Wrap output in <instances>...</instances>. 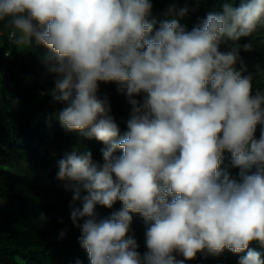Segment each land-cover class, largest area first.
Listing matches in <instances>:
<instances>
[{"label": "clouds", "instance_id": "clouds-1", "mask_svg": "<svg viewBox=\"0 0 264 264\" xmlns=\"http://www.w3.org/2000/svg\"><path fill=\"white\" fill-rule=\"evenodd\" d=\"M189 11L173 0L158 20L151 0H0L8 41L52 53L62 127L106 146L102 163L78 144L58 161L90 264H185L226 249L238 264H264L250 247H264V92L244 74L252 43H239L264 26V0H223L191 30L179 20ZM101 82L131 106L123 132ZM226 150L238 178L222 167ZM117 201L119 211H97ZM132 214L149 225L143 255L128 235Z\"/></svg>", "mask_w": 264, "mask_h": 264}, {"label": "trees", "instance_id": "trees-1", "mask_svg": "<svg viewBox=\"0 0 264 264\" xmlns=\"http://www.w3.org/2000/svg\"><path fill=\"white\" fill-rule=\"evenodd\" d=\"M153 16L165 19L173 0H151ZM240 0H236L238 6ZM223 0H177V6H187L190 11L180 23L188 30L200 24L207 13L222 11ZM159 24H157V28ZM0 30L8 32L6 26ZM251 42L249 52L241 51L247 66V75H253V88L264 92V26L247 38H241L242 45ZM232 41L222 45L229 50ZM11 56L0 55V264H90L88 254L82 248L81 231L70 216L73 191L66 188V182L57 179L58 161L69 154L73 145L81 150L92 151L93 159L103 162L101 149L106 147L96 139H86L79 133L67 132L59 122L57 113L62 107L53 103L51 89L56 75L49 73L45 59L52 55L44 46L13 45ZM240 68V65H237ZM101 97L107 95L112 115L121 128L126 130L131 106L125 95L117 91L115 83H100ZM142 99V97H137ZM264 124H258L256 138L259 139ZM120 154L119 152L117 153ZM12 159L26 164L14 169ZM231 153L224 152L222 167L227 168L234 178L239 169L232 166ZM86 193L82 192V195ZM76 206H81L79 202ZM123 204L117 201L112 209L97 206L102 216L119 211ZM48 217L44 223L40 214ZM133 221L128 235L133 236L143 255L148 251L146 230L149 226L139 214H132ZM66 235L61 238L60 233ZM255 248L264 258V247L254 242ZM178 259H183L176 254ZM239 255L225 250L220 256L198 253L185 264H238Z\"/></svg>", "mask_w": 264, "mask_h": 264}, {"label": "built area", "instance_id": "built-area-1", "mask_svg": "<svg viewBox=\"0 0 264 264\" xmlns=\"http://www.w3.org/2000/svg\"><path fill=\"white\" fill-rule=\"evenodd\" d=\"M0 32H2V35H0V55L2 53L4 57L8 58L12 55L11 49L13 45L8 41V32L3 30H0Z\"/></svg>", "mask_w": 264, "mask_h": 264}, {"label": "rangeland", "instance_id": "rangeland-1", "mask_svg": "<svg viewBox=\"0 0 264 264\" xmlns=\"http://www.w3.org/2000/svg\"><path fill=\"white\" fill-rule=\"evenodd\" d=\"M13 168L14 169H22L26 166V164L20 160L12 159Z\"/></svg>", "mask_w": 264, "mask_h": 264}]
</instances>
